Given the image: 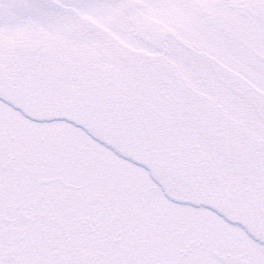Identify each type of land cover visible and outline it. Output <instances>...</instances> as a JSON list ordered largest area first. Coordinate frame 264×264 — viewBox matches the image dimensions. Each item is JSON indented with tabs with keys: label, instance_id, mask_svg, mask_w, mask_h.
Here are the masks:
<instances>
[{
	"label": "snow or ice",
	"instance_id": "snow-or-ice-1",
	"mask_svg": "<svg viewBox=\"0 0 264 264\" xmlns=\"http://www.w3.org/2000/svg\"><path fill=\"white\" fill-rule=\"evenodd\" d=\"M0 264H264V0H0Z\"/></svg>",
	"mask_w": 264,
	"mask_h": 264
}]
</instances>
